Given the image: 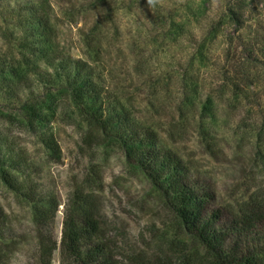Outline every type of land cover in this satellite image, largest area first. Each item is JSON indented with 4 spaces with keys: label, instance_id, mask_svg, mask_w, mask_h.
Instances as JSON below:
<instances>
[{
    "label": "rangeland",
    "instance_id": "374dc122",
    "mask_svg": "<svg viewBox=\"0 0 264 264\" xmlns=\"http://www.w3.org/2000/svg\"><path fill=\"white\" fill-rule=\"evenodd\" d=\"M17 1L24 2L0 0V65L23 61ZM38 1L50 2L52 10L47 11L53 18L55 47L96 67L112 96H118L140 123L153 129L163 146L181 154L209 178L217 186L222 203L238 205L258 188L264 189L262 74H257L259 70L251 72V79H258L251 93L234 98L223 87V66L216 59L203 64L195 56L203 32L214 19L219 21L232 0H207L201 11L192 5L194 0ZM248 3L247 26L242 33L247 52L251 39L264 35V0ZM193 10L200 13L198 23L188 17V11ZM108 13L112 20L105 21L102 17ZM173 21L183 25L181 38L163 30L165 25L169 29ZM220 28L227 33L226 25ZM191 32L197 38L193 44L189 39ZM220 36L214 40H221ZM238 45L243 48V43ZM26 63L29 66L23 65L24 74L37 66L44 67L37 62L34 65L33 60ZM182 79L191 82L190 99L197 104L207 103L208 109L214 111L215 120L208 124L214 151L207 148L200 135L197 109L187 108L184 114L175 112V98L183 92ZM240 79H244L241 86L246 87L245 78ZM7 87L8 82L1 78L0 138L11 143L17 152L26 151L34 163L33 170L38 171L33 177L38 190L58 202L55 231L59 239L66 205L79 187H88L87 191L96 195L110 236L120 233L130 247L137 248L146 258L158 253L165 239H173L179 227L164 196L140 169L127 161L120 146L107 142L102 132L88 123L66 86L20 90L22 99L30 97L34 103H42L49 121L45 131L59 145V160L51 158L42 146L39 131L26 128L23 107L9 95ZM15 119L23 124L12 125ZM0 205L9 217L8 224L15 227L14 237L5 232L7 240L0 243L1 254L11 264H35L37 240L29 227L30 205L1 180ZM200 259V255L196 256L197 261ZM53 264H60V250L55 252Z\"/></svg>",
    "mask_w": 264,
    "mask_h": 264
},
{
    "label": "trees",
    "instance_id": "16d2710c",
    "mask_svg": "<svg viewBox=\"0 0 264 264\" xmlns=\"http://www.w3.org/2000/svg\"><path fill=\"white\" fill-rule=\"evenodd\" d=\"M23 1L16 3L18 25L23 31L19 43L23 61L0 65V79L4 77L8 82L9 95L22 105L26 128L31 132L39 131L37 136L42 146L51 158L60 159L58 143L45 131L49 121L42 103H34L30 97L22 99L20 90L66 86L88 123L99 129L107 142L120 146L127 161L140 169L164 196L166 206L179 227L173 239H165L158 253L146 258L137 248L130 247L120 233L110 236L96 195L88 192V187H79L66 205L59 239L55 231L58 202L48 199L38 190L33 181L34 172L38 171L33 170L34 163L26 156V151L17 152L11 143L0 138V162L4 166L0 169V180L31 207L29 227L36 233L37 240L33 255L35 264H53L58 250L60 264H264V189L258 188L241 204L222 203L217 186L209 178L181 154L163 146L153 129L140 123L118 96H112L98 76L96 67L55 47L53 18L48 12L50 2ZM198 2L197 5V0H194L192 5L201 11L207 0ZM248 2L230 1L219 21L214 19L209 23V31L205 29L207 33L203 32L195 50V56L198 55L203 64L216 59L223 66L220 70L223 87L234 98L251 93L258 80L257 77L251 79L254 70H259L257 74L261 73L264 79V35L251 39L249 52L242 35L247 26ZM198 11H188V17L192 16L197 23ZM102 18L112 20L109 13ZM219 25H226L227 33L224 34ZM182 26L173 21L169 29L165 25L163 30H168L170 36L174 34L181 38ZM194 34L191 32L189 37L191 44L197 40ZM218 35L221 40L215 41ZM184 38L188 40L187 36ZM242 43L243 48H240L238 44ZM32 60L34 65L37 62L44 67L36 65L24 74L23 65ZM240 77L247 81L246 87L241 86L244 79ZM182 81L183 92L175 98V112L184 114L187 108L197 109L200 135L207 148L214 151L208 127L215 120L214 111L208 109L207 103L197 104L196 100L190 99L191 82ZM15 122L23 124L16 119L11 124H17ZM8 222L9 217L0 205V243L7 240L5 232L14 237L15 227ZM1 252L0 264H11ZM198 255L200 261L196 260Z\"/></svg>",
    "mask_w": 264,
    "mask_h": 264
}]
</instances>
